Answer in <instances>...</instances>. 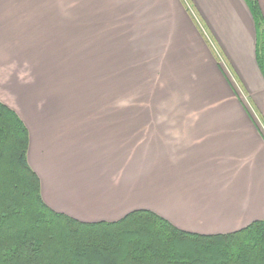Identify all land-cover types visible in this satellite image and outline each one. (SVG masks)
Listing matches in <instances>:
<instances>
[{
  "label": "crops",
  "instance_id": "crops-1",
  "mask_svg": "<svg viewBox=\"0 0 264 264\" xmlns=\"http://www.w3.org/2000/svg\"><path fill=\"white\" fill-rule=\"evenodd\" d=\"M115 1L120 112L0 54L44 202L82 221L148 209L198 234L264 219V39L259 61L246 1Z\"/></svg>",
  "mask_w": 264,
  "mask_h": 264
},
{
  "label": "trees",
  "instance_id": "trees-1",
  "mask_svg": "<svg viewBox=\"0 0 264 264\" xmlns=\"http://www.w3.org/2000/svg\"><path fill=\"white\" fill-rule=\"evenodd\" d=\"M256 21L262 60L263 17ZM28 130L0 101V264H264V219L229 233L179 229L148 209L114 221H82L50 208L27 161Z\"/></svg>",
  "mask_w": 264,
  "mask_h": 264
},
{
  "label": "rangeland",
  "instance_id": "rangeland-1",
  "mask_svg": "<svg viewBox=\"0 0 264 264\" xmlns=\"http://www.w3.org/2000/svg\"><path fill=\"white\" fill-rule=\"evenodd\" d=\"M115 0H0V54L12 52L81 103L93 97L118 105V10ZM9 56L0 57V75ZM24 73V72H23ZM74 81V90L72 89ZM1 90V89H0ZM105 95H104V93ZM117 100V103L115 102ZM81 110L85 105H80Z\"/></svg>",
  "mask_w": 264,
  "mask_h": 264
}]
</instances>
